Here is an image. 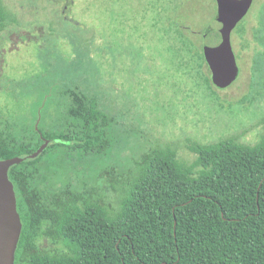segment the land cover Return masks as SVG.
<instances>
[{"label": "trees", "instance_id": "obj_1", "mask_svg": "<svg viewBox=\"0 0 264 264\" xmlns=\"http://www.w3.org/2000/svg\"><path fill=\"white\" fill-rule=\"evenodd\" d=\"M171 1L150 0L179 41L183 65L199 72L205 51L169 19ZM15 23L0 0V31ZM63 95L55 121L36 117L16 131L0 122V159L24 157L8 170L22 224L14 264H264V135L253 144L235 135L207 144L187 139L182 146L193 159L175 143H155L118 174L102 166L115 117L94 95L74 88ZM62 175L80 184L58 187L52 179ZM41 237L48 247L38 244Z\"/></svg>", "mask_w": 264, "mask_h": 264}, {"label": "rangeland", "instance_id": "obj_2", "mask_svg": "<svg viewBox=\"0 0 264 264\" xmlns=\"http://www.w3.org/2000/svg\"><path fill=\"white\" fill-rule=\"evenodd\" d=\"M4 1L17 23L0 31V122L15 131L36 117L55 121L53 108L68 99L63 90L74 88L115 117V142L102 166L118 174L155 143H175L193 159L182 146L187 139L207 144L235 135L253 144L264 135V0L244 4L224 28L226 53L212 49L223 41L216 15L233 0L170 2L169 19L209 50L199 72L183 65L179 41L150 0ZM52 180L80 184L74 175ZM96 183L114 202L104 180ZM38 244L49 246L42 237Z\"/></svg>", "mask_w": 264, "mask_h": 264}, {"label": "water", "instance_id": "obj_3", "mask_svg": "<svg viewBox=\"0 0 264 264\" xmlns=\"http://www.w3.org/2000/svg\"><path fill=\"white\" fill-rule=\"evenodd\" d=\"M223 8L225 7L221 6L220 9ZM46 144L47 140L31 153L29 158L36 157ZM23 159L24 157L18 156L0 159V264H14V255L22 224L16 208L14 186L8 177V170L10 166L20 163Z\"/></svg>", "mask_w": 264, "mask_h": 264}, {"label": "flooded vegetation", "instance_id": "obj_4", "mask_svg": "<svg viewBox=\"0 0 264 264\" xmlns=\"http://www.w3.org/2000/svg\"><path fill=\"white\" fill-rule=\"evenodd\" d=\"M249 1L250 0H233L232 2H229L227 4L228 6H226L223 9H220L222 5L219 4L218 6L219 13L216 15V19L221 21L222 25H224L222 29L223 41L220 45H217L212 49H219V50L221 49L226 53L224 48L226 49L228 48L230 51V46H229V43L227 42L229 39L228 32H227V29H224V28L226 26L227 28H229L231 25H233V23L235 22V19L237 18L238 10H240V8H242L244 4L246 5ZM207 53H209V50H207ZM218 64H222V63H218Z\"/></svg>", "mask_w": 264, "mask_h": 264}]
</instances>
